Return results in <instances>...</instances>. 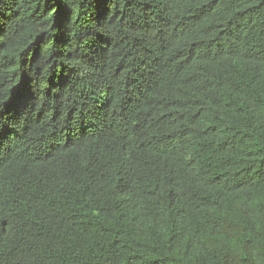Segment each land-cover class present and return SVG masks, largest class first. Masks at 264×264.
<instances>
[{"label": "trees", "instance_id": "16d2710c", "mask_svg": "<svg viewBox=\"0 0 264 264\" xmlns=\"http://www.w3.org/2000/svg\"><path fill=\"white\" fill-rule=\"evenodd\" d=\"M0 264H264V0H0Z\"/></svg>", "mask_w": 264, "mask_h": 264}]
</instances>
